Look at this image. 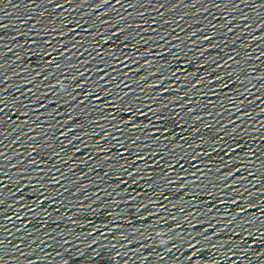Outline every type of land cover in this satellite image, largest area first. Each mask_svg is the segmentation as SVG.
<instances>
[{"label":"water","instance_id":"obj_1","mask_svg":"<svg viewBox=\"0 0 264 264\" xmlns=\"http://www.w3.org/2000/svg\"><path fill=\"white\" fill-rule=\"evenodd\" d=\"M196 249L192 264H264V0L0 16V264Z\"/></svg>","mask_w":264,"mask_h":264},{"label":"snow or ice","instance_id":"obj_2","mask_svg":"<svg viewBox=\"0 0 264 264\" xmlns=\"http://www.w3.org/2000/svg\"><path fill=\"white\" fill-rule=\"evenodd\" d=\"M128 112H129V114H130V116H131L132 109H131L130 107H129V109H128ZM189 247H190V248H193V247H195V246L192 245V244L190 243V244H189ZM198 251H200V249H196V251L193 252V256L190 257L189 260H188V264H192V261L195 259V256H196V254H197Z\"/></svg>","mask_w":264,"mask_h":264}]
</instances>
